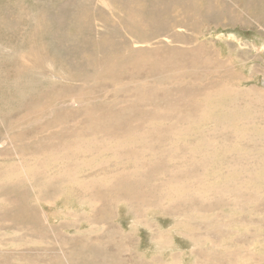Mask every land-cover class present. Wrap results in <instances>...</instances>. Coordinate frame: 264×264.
<instances>
[{"label": "rangeland", "instance_id": "1", "mask_svg": "<svg viewBox=\"0 0 264 264\" xmlns=\"http://www.w3.org/2000/svg\"><path fill=\"white\" fill-rule=\"evenodd\" d=\"M0 264H264V0H0Z\"/></svg>", "mask_w": 264, "mask_h": 264}, {"label": "bare ground", "instance_id": "2", "mask_svg": "<svg viewBox=\"0 0 264 264\" xmlns=\"http://www.w3.org/2000/svg\"><path fill=\"white\" fill-rule=\"evenodd\" d=\"M155 42V41H154ZM158 43V42H157ZM148 44V43H147ZM156 44V43H155ZM153 45V44H152ZM151 50V49H150ZM33 60V59H32ZM173 62V61H172ZM34 63V62H33ZM33 63H31V64H33ZM37 64V63H36ZM111 64V63H110ZM35 66H38V65H35ZM209 67V66H208ZM184 68V67H183ZM24 69V68H23ZM114 70V69H113ZM115 72H113V74L112 75H115L114 74ZM118 73V72H117ZM206 75V74H205ZM211 78V77H210ZM162 79V78H161ZM158 80V79H157ZM159 81V80H158ZM157 81V82H158ZM42 96V95H41ZM155 98V97H154ZM39 140V139H38ZM49 142V141H48ZM57 142V141H56ZM45 144V143H44ZM110 147V146H109ZM43 149V148H42ZM46 149V148H45ZM72 150V149H71ZM118 150V149H117ZM150 150H152V149H150ZM37 152V151H36ZM62 153V152H61ZM35 155V154H34ZM75 158V157H74ZM66 159V158H65ZM28 161V160H27ZM11 164V163H10ZM32 173V172H31Z\"/></svg>", "mask_w": 264, "mask_h": 264}]
</instances>
